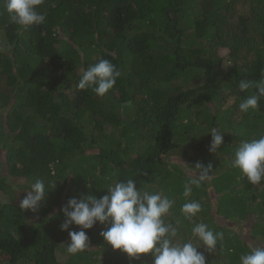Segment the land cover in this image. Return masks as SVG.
<instances>
[{"label":"trees","instance_id":"trees-1","mask_svg":"<svg viewBox=\"0 0 264 264\" xmlns=\"http://www.w3.org/2000/svg\"><path fill=\"white\" fill-rule=\"evenodd\" d=\"M38 11L45 22L24 30L0 3V264H152L151 253L113 250L99 223L84 230L88 249L66 250V201L126 179L175 200L166 219L178 241L196 243L200 222L224 233L198 248L206 264H239L264 245V181L230 166L241 140L264 135V98L238 109L256 91L238 82L264 78V0H44ZM100 59L121 73L113 89L77 90ZM212 128L224 132L216 152ZM197 164L209 177L185 198ZM37 178L54 187L35 212L21 209ZM188 200L202 205L191 219Z\"/></svg>","mask_w":264,"mask_h":264},{"label":"clouds","instance_id":"clouds-1","mask_svg":"<svg viewBox=\"0 0 264 264\" xmlns=\"http://www.w3.org/2000/svg\"><path fill=\"white\" fill-rule=\"evenodd\" d=\"M3 11L11 20L27 30L32 25L43 24L46 13L38 11L44 0H0ZM121 73L108 59H100L95 64L82 69L76 84L77 90L91 89L99 97H104L113 89ZM256 91L241 100L238 109L247 113L257 109L259 101L264 98V78L258 81L241 79L238 82L240 92L249 89ZM210 152L223 143L224 132L212 128ZM243 135L242 132L235 133ZM230 166L238 168L249 183L256 185L264 181V135L250 140H241L234 149V158ZM197 176L189 178L183 186V196L192 194L193 186L200 184L209 177L210 166H195ZM51 182L37 178L30 184L26 195L20 200L19 207L35 212L44 199ZM107 193L99 198L93 194L71 197L62 206L64 221L61 231H67L70 242L66 245L69 254L75 255L88 249L89 237L84 231L97 223L105 225L100 235L111 245L113 250L119 249L130 258H139V254L151 253L152 264H206L205 256L198 251L201 243L211 251L216 249L218 242L224 239V233L213 230L208 224L196 223L192 236L197 241H178L180 227L167 220L175 200L162 191L142 190L137 187L134 179L116 181L109 185ZM202 205L196 200H188L181 206V213L186 219L195 217ZM72 225L80 226V230L72 231ZM239 264H264V245H256L250 251L239 256Z\"/></svg>","mask_w":264,"mask_h":264},{"label":"rangeland","instance_id":"rangeland-1","mask_svg":"<svg viewBox=\"0 0 264 264\" xmlns=\"http://www.w3.org/2000/svg\"><path fill=\"white\" fill-rule=\"evenodd\" d=\"M203 251H205V248L203 249ZM58 255H60V256H59V260H60L61 262H63V261L65 260L66 256H65L64 254H61V253L59 252V250H58Z\"/></svg>","mask_w":264,"mask_h":264}]
</instances>
